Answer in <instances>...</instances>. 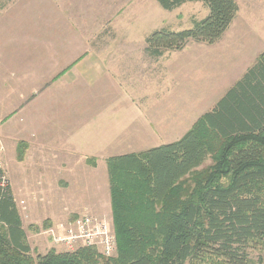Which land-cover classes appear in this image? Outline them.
I'll use <instances>...</instances> for the list:
<instances>
[{
    "label": "trees",
    "instance_id": "1",
    "mask_svg": "<svg viewBox=\"0 0 264 264\" xmlns=\"http://www.w3.org/2000/svg\"><path fill=\"white\" fill-rule=\"evenodd\" d=\"M156 1L165 10L200 1L207 14L146 35L153 57L215 42L238 10L236 0ZM85 161L95 166L94 156ZM105 162L115 255L89 246L34 254L8 186L0 189V264H249V249L264 246V49L179 139Z\"/></svg>",
    "mask_w": 264,
    "mask_h": 264
},
{
    "label": "rangeland",
    "instance_id": "2",
    "mask_svg": "<svg viewBox=\"0 0 264 264\" xmlns=\"http://www.w3.org/2000/svg\"><path fill=\"white\" fill-rule=\"evenodd\" d=\"M237 1L242 13L241 9L245 10L246 2L243 4L244 0ZM206 14L207 8L200 1H187L173 10H165L156 0H0V139L4 144L1 159L7 171L11 191L13 190L17 198L26 241L34 254L44 253L50 248L66 250L65 241H53L43 231L52 226L58 227L60 222L66 224L73 215L65 217L63 221L58 219V222H52L48 217L53 214V210L60 209V204L65 199L59 194L61 185L56 183L58 176H53L54 163L59 160L56 154L62 147L59 144H39L40 150L50 157L52 154L53 158H37L34 164L33 160L28 159V153L34 149L29 150L27 143L22 146L23 153L19 158L20 142H25L26 138L33 135L32 129H39V124L36 123L42 125L52 120L53 124L55 119L62 121L66 114H70L69 124H75L76 110L81 120L84 116V122L85 118L92 117V123H97L98 118L94 111L101 107L100 105L96 109L93 106L97 100L93 102L88 87L83 89L79 81L70 83L57 77L68 71L81 53L84 55L94 51L105 55L118 53L139 56L142 54L141 43L153 30L162 26L174 30L191 27L193 20L201 19ZM235 24L236 22L223 33V39L239 38V30ZM194 43L192 40L188 42L190 46L182 53L184 57L194 50L202 53L204 47ZM209 50H214L220 57L219 43ZM231 50L235 51V48ZM199 57V67L204 59L207 63L214 64L215 59L219 58L212 53ZM204 65L202 70L206 68ZM201 73L203 74L202 71ZM180 76H183V72ZM209 76L213 77L214 73L209 72ZM182 78L186 79L184 76ZM188 79L195 80V77L192 74ZM139 85L135 83L132 86L134 95L139 93ZM78 88L85 91L81 94V90L79 91V100L74 95ZM66 90L71 92V96H65ZM109 97L115 100L114 94ZM123 100L126 103L122 104L121 111L117 113V120L139 119V113L134 106L138 105V101L135 99L137 103L133 101L129 104V98ZM106 118H113V114L108 112ZM105 120L102 121L106 123ZM2 122L4 128L13 130H9V134L5 133L9 138L2 135ZM32 122L35 124L33 128L29 126ZM41 127L44 133L45 127ZM61 127H58L57 132H61ZM49 135L54 133H48L47 136ZM103 137L104 133L101 132L93 138ZM130 144L132 143L127 141L124 146L129 147ZM97 145L99 142L95 148ZM105 163H101L103 167L100 169L105 168ZM210 163L211 159L208 158L201 167ZM85 166L89 168L87 164ZM98 180L94 172L86 175L89 183L79 192L84 202H95L103 198V192L97 189L99 186L93 184ZM83 213L94 216L103 214L99 217L105 218L114 232L110 204L101 213L88 209ZM249 257V264H264V246L261 249H249Z\"/></svg>",
    "mask_w": 264,
    "mask_h": 264
},
{
    "label": "crops",
    "instance_id": "3",
    "mask_svg": "<svg viewBox=\"0 0 264 264\" xmlns=\"http://www.w3.org/2000/svg\"><path fill=\"white\" fill-rule=\"evenodd\" d=\"M236 2L238 10L227 29L236 22L239 38L223 39L221 36L213 43L194 41V44L202 46L204 49L202 53L199 50L192 51L196 54L189 52L186 57L182 53H185L187 47L190 46L188 43L181 50H168L158 57L145 53L144 42L141 43L142 54L139 56L118 53L105 55L94 51L84 55L81 53L75 64L57 77L70 83L79 81L83 89L88 87L93 102L97 100L93 106L96 109L100 105L101 107L94 111L98 118L97 123H92V117L85 118L84 122V116L81 120L75 109V124H69L71 116L66 114L62 121L55 119L53 124L52 120L47 124L42 123L45 127L44 133L42 125L36 123L39 124V129H32L33 135L26 138V141L21 137L23 135L18 136L29 145V150L34 149L30 152L27 151L29 152L28 159L33 160L34 164V160L37 158L43 160L53 158L52 154L50 157L40 150L42 144H59L62 147L56 154L59 160L54 163L53 171L55 172H52L53 176L55 174L58 176L56 183L61 185L59 194L60 197L63 195L65 199L61 202L60 209L53 210L52 217L49 214L48 217L52 222L63 221L62 219L65 217L83 213L85 209L103 212L110 204L105 163L107 157L141 151L179 139L196 119L210 110L225 91L252 65L264 49V0H244L243 4L246 2L244 6L246 8L245 10L241 9L242 13H240L241 6L237 0ZM217 43H219L221 51L220 57L214 50H209ZM233 47L235 51L231 50ZM210 53L219 58L215 59L214 64L212 62L209 64L204 59L199 67L197 63V60H200L199 56ZM203 64L206 66L205 70H202ZM182 72L186 79L180 76ZM209 72L214 73V76L210 77ZM191 73L195 80L188 79L189 76H192ZM135 83L140 84V91L137 95L132 93V86ZM80 90L78 88L74 92L75 99H78L77 94ZM116 90L117 92H115ZM83 92L85 91L81 90L80 94ZM64 94L71 96V92H67V90ZM110 94H114L115 100L109 97ZM121 95L124 99L129 98V104H132L135 99L138 101V105L134 106L139 113V119L117 120V113L121 111L122 104L126 103ZM108 112L113 114V118H106ZM103 116L105 118H102ZM102 120H105L106 123ZM3 124L4 122L1 124L2 135L9 138V135L6 134H9L10 129L4 128ZM29 126L33 128L34 122ZM59 126H62L60 133L57 132ZM101 132L104 133L103 139L93 138ZM48 133H54V135L47 136ZM126 134L128 135L126 136ZM127 141L132 143L128 145L129 147L124 146ZM98 142L99 145L95 148ZM117 150L123 151L116 152ZM87 156H94L97 159L95 166L86 163ZM103 161L105 168L100 169L103 167L101 164ZM85 164L89 168H86ZM55 168L56 170H54ZM91 172H94L99 178L98 182L95 181L93 184L99 186L97 189L103 192V198L95 202H84L79 192L84 185H88L86 175ZM64 176L66 177L64 178ZM12 194L18 209L17 198L13 190ZM19 215L21 223H23L20 212ZM101 215L103 216V214ZM101 215L96 214L95 216Z\"/></svg>",
    "mask_w": 264,
    "mask_h": 264
},
{
    "label": "built area",
    "instance_id": "4",
    "mask_svg": "<svg viewBox=\"0 0 264 264\" xmlns=\"http://www.w3.org/2000/svg\"><path fill=\"white\" fill-rule=\"evenodd\" d=\"M3 148L4 144L0 139V189L2 190L11 185L1 159ZM57 226L46 228L43 232L53 241H65L66 250L72 251L81 246H89L95 247L103 256L115 255L117 248L115 233L105 218L80 213L68 218L66 224L60 222Z\"/></svg>",
    "mask_w": 264,
    "mask_h": 264
},
{
    "label": "bare ground",
    "instance_id": "5",
    "mask_svg": "<svg viewBox=\"0 0 264 264\" xmlns=\"http://www.w3.org/2000/svg\"><path fill=\"white\" fill-rule=\"evenodd\" d=\"M11 186V185H10ZM50 237V236H49ZM51 238V237H50Z\"/></svg>",
    "mask_w": 264,
    "mask_h": 264
}]
</instances>
